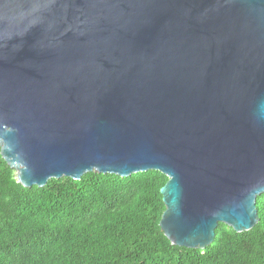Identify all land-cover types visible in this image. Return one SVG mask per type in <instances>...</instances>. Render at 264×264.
<instances>
[{
  "label": "water",
  "instance_id": "1",
  "mask_svg": "<svg viewBox=\"0 0 264 264\" xmlns=\"http://www.w3.org/2000/svg\"><path fill=\"white\" fill-rule=\"evenodd\" d=\"M0 147L24 186L162 171L177 245L251 229L264 0H0Z\"/></svg>",
  "mask_w": 264,
  "mask_h": 264
},
{
  "label": "trees",
  "instance_id": "2",
  "mask_svg": "<svg viewBox=\"0 0 264 264\" xmlns=\"http://www.w3.org/2000/svg\"><path fill=\"white\" fill-rule=\"evenodd\" d=\"M167 180L158 169L88 171L24 186L0 147V264H264V192L254 227L219 222L201 249L160 226Z\"/></svg>",
  "mask_w": 264,
  "mask_h": 264
}]
</instances>
